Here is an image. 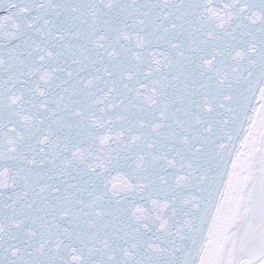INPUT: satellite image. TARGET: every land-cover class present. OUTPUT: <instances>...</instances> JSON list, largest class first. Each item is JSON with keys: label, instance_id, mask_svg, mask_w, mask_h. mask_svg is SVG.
<instances>
[{"label": "snow or ice", "instance_id": "6c2138e0", "mask_svg": "<svg viewBox=\"0 0 264 264\" xmlns=\"http://www.w3.org/2000/svg\"><path fill=\"white\" fill-rule=\"evenodd\" d=\"M0 264H264V0H0Z\"/></svg>", "mask_w": 264, "mask_h": 264}]
</instances>
